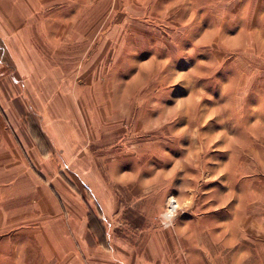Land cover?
<instances>
[{
	"label": "rangeland",
	"instance_id": "1",
	"mask_svg": "<svg viewBox=\"0 0 264 264\" xmlns=\"http://www.w3.org/2000/svg\"><path fill=\"white\" fill-rule=\"evenodd\" d=\"M43 7L59 80L1 102L0 264H264V0ZM41 104L63 140H37L39 164L17 134Z\"/></svg>",
	"mask_w": 264,
	"mask_h": 264
},
{
	"label": "crops",
	"instance_id": "2",
	"mask_svg": "<svg viewBox=\"0 0 264 264\" xmlns=\"http://www.w3.org/2000/svg\"><path fill=\"white\" fill-rule=\"evenodd\" d=\"M43 1L44 0H0V67L2 66L3 68L2 62L11 64L10 79L12 80V83H7V85L4 83H0V113L4 111L3 109L4 107L1 105V102H6L5 98L7 91L11 90L12 92L14 91L20 92V90L22 89V91H24L26 96L27 90L32 91L40 87L38 79L44 78L43 75H45L47 78L52 79L55 82H58L57 80H59L58 77L59 74L56 68L48 71V67L42 66L44 64L49 63L50 61L48 60L47 57L42 56V54L38 52L42 49L43 46H45L46 44L45 42H47V31H46L47 20L41 17L43 12H44L43 15L47 14L43 7ZM204 12L205 11L201 12L202 16H204V14L206 13ZM10 47H14L15 52L13 50H10L9 49ZM26 80H27V84H25ZM13 105L15 106V104ZM29 107L33 108L32 106ZM43 107L44 106L41 104L39 108V109H43L42 113H40V116H42V122L40 125L41 127L39 126L38 121L37 122L35 121L36 127H34V129L32 130L33 135L30 136V132H29L30 129L28 130L27 127L24 125L25 132L28 135L27 137L30 138L33 147L26 146L25 142L21 138L23 137L26 140L27 137L25 135L17 134L20 143L24 145V147L26 148L27 154L32 159L38 161L39 164L41 160H44L45 157L38 152L39 149H38L37 140L40 139L44 140L46 136H50L53 137L54 139H57L59 134L61 141L63 140L61 132L59 130L57 132L56 130L62 126V123H60L61 121L59 120L57 124L52 123L54 121H52L53 119L51 120V116L49 120H47L45 118L46 113H44L45 111ZM178 114L180 118L182 117L184 118L183 115H181L180 113ZM48 121L50 122L49 125H47ZM4 124H5V128L8 129L9 126H7L5 122ZM11 125H13L14 133H17L14 124ZM190 125L191 124L189 123L188 127H190ZM69 126L70 125L67 124L66 128H70ZM37 128H38V132L36 131ZM34 130L36 131V133L34 132ZM65 133L66 134L63 135V138L65 137L64 140L69 144L71 150L72 148L71 145L73 143L72 131L66 129ZM3 135H4L3 138L6 137L4 144L6 143V145L9 146L11 141H9L8 134H6L5 132ZM10 140H12L14 143L13 138L12 139L10 138ZM72 159L73 157L71 156L70 158L69 156V160ZM115 170H116L115 168L109 170L110 173L109 181L112 180L111 177L113 176V174H115L114 172ZM117 176L118 177L115 179L116 182H122L123 175L119 174ZM48 192L50 194V191ZM110 192L111 191L109 187V193ZM50 196L52 197L51 194ZM50 207L54 209L55 207L54 201L50 202ZM60 224H62V222H60ZM58 230H60L59 231L61 235L60 238L66 237L68 243L69 239L67 232L64 231V227L60 226ZM49 238L52 237H48V239ZM73 254H75V250H73V248L71 247H64V248L62 247L59 250V255L63 257H68V260H72Z\"/></svg>",
	"mask_w": 264,
	"mask_h": 264
},
{
	"label": "bare ground",
	"instance_id": "3",
	"mask_svg": "<svg viewBox=\"0 0 264 264\" xmlns=\"http://www.w3.org/2000/svg\"><path fill=\"white\" fill-rule=\"evenodd\" d=\"M178 207V205L175 203V200L173 196H170L167 201V210L165 211L164 216L169 217L172 216L173 209Z\"/></svg>",
	"mask_w": 264,
	"mask_h": 264
},
{
	"label": "built area",
	"instance_id": "4",
	"mask_svg": "<svg viewBox=\"0 0 264 264\" xmlns=\"http://www.w3.org/2000/svg\"><path fill=\"white\" fill-rule=\"evenodd\" d=\"M175 209V208H174Z\"/></svg>",
	"mask_w": 264,
	"mask_h": 264
}]
</instances>
